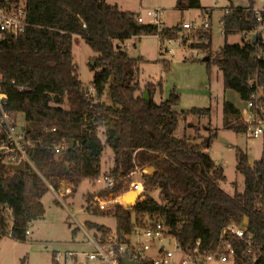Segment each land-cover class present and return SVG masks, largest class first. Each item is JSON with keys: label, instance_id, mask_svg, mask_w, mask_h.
I'll use <instances>...</instances> for the list:
<instances>
[{"label": "trees", "instance_id": "16d2710c", "mask_svg": "<svg viewBox=\"0 0 264 264\" xmlns=\"http://www.w3.org/2000/svg\"><path fill=\"white\" fill-rule=\"evenodd\" d=\"M25 3L31 26L17 39L0 41V92L7 95L8 109L25 115L29 136L39 141L29 149L35 168L27 163L16 172L0 160V238L11 235L19 241L27 239L29 226L46 212L42 198L49 187L45 180L56 187L61 184L53 178L67 180L76 192L84 179H97L107 144L115 152L111 174L118 181L114 191H128L138 169L143 170L146 189L133 208L115 203L106 210L93 211L113 215L119 233L131 231L135 218L158 214L185 248H192L200 240L202 249H210L225 226L243 224L247 218L249 229L262 246L264 262V156L252 164L248 153L238 148L236 168L244 176L245 187L242 192H226L220 186L226 179L224 167L210 154L217 132L212 130L201 142L186 132L182 137L175 135L181 115L186 119L190 115L211 116L212 108L194 107L180 112L176 108L180 96L175 91L157 102L156 85L149 83L142 89L139 82L143 58L130 56L116 44L143 35H159L163 40L172 36L171 29L140 23L137 12L106 0ZM256 4L257 0H249L247 7H230V13L222 18L225 38L259 31L263 21L258 20ZM177 8H201V3L181 0ZM206 9H201L203 14ZM76 35L98 53L95 66H91L94 93L78 76L72 48ZM202 35L208 41L192 45L210 57L203 62L222 71L226 89L248 100L257 87H264V59L257 57L264 44L243 35L242 43L225 42L214 55L211 32ZM144 91L148 92V100ZM223 112L226 128L246 131L244 125L230 122L231 117L240 116L239 107L225 100ZM100 132L106 137L105 143ZM69 139L75 146L55 153L52 146ZM154 155L157 158L152 160ZM148 167L153 172H146ZM150 188L158 189L159 200L148 195ZM86 225L97 232L109 231L90 220Z\"/></svg>", "mask_w": 264, "mask_h": 264}, {"label": "rangeland", "instance_id": "374dc122", "mask_svg": "<svg viewBox=\"0 0 264 264\" xmlns=\"http://www.w3.org/2000/svg\"><path fill=\"white\" fill-rule=\"evenodd\" d=\"M108 1L111 4L117 3L123 10L136 11L144 16L149 9L163 10L160 26L170 28L171 37L166 36L162 40L159 35L134 36L125 41H116V44L122 46L130 56L143 58L139 65V82L142 89L149 83L156 85L154 99L157 102L168 99L175 91L180 96V103L176 107L180 112L194 107L212 108L211 116L190 115L186 119L184 115H181L175 135L182 137L186 132L197 142H201L202 138L208 136L212 130L217 132L210 154L224 167L226 179L221 181L220 186L229 194L242 192L245 179L236 168L237 149H243L248 153L249 160L255 161L264 156V141L251 139L245 132H237L225 127L224 101H230L241 109L246 102L237 91L225 88L222 71L214 64L209 67L203 62L202 60L207 56L205 50L194 47L192 44L206 43L208 40L202 35L205 31L212 34L211 50L214 55L220 52L225 42L242 43L243 33L225 38L222 18L226 8L247 7L249 0H200L201 8L185 10L177 8V3L181 0ZM256 5L260 6L261 3L257 1ZM202 8H208L210 11V28H204L201 25L205 18ZM145 20L151 19L145 17ZM188 20H193L195 28L182 30L178 24ZM184 40L186 43H183ZM72 48L74 61L78 66V76L84 86L90 87L94 76L91 66L98 53L93 51L85 39L79 35L73 37ZM230 122L235 126L243 125L240 116L231 117ZM24 124H26L25 115L21 113L19 125ZM189 125L193 126L189 127ZM100 137L105 143V135L102 133ZM156 158V155L152 156V160ZM114 165L115 152L106 144L101 156L100 175L111 173ZM145 171L150 172L147 168ZM142 173V169L133 173L131 183L142 181ZM59 183L67 184L71 193L65 195L61 202L49 189L42 198L46 209L45 215L32 222L29 226L31 234L27 235V239L19 241L11 235L0 238V264H23V260L26 264H53L54 254L57 251L90 249L87 245L78 243L85 240L86 232L93 235V229L86 225L87 220L103 224L108 230L118 228L117 219L113 215L93 213L100 209L95 204V198L109 195V191L104 190V183L98 182L97 179H84L76 192L67 180L60 179ZM129 190H131V184ZM147 193L159 200L158 189L150 188ZM114 202L112 204H115ZM112 204L110 203L106 208ZM60 263L64 264V258L60 259Z\"/></svg>", "mask_w": 264, "mask_h": 264}, {"label": "built area", "instance_id": "2783aa9c", "mask_svg": "<svg viewBox=\"0 0 264 264\" xmlns=\"http://www.w3.org/2000/svg\"><path fill=\"white\" fill-rule=\"evenodd\" d=\"M261 5L254 8L258 20L263 21L259 31L243 35L253 38L257 35L259 44H264V0H257ZM163 10L149 9L144 16L137 13L136 18L140 23L161 24ZM230 13V7L225 9V15ZM145 17L151 20L146 21ZM211 15L209 9L205 11V18L201 24L204 28H210ZM85 25V24H84ZM182 30L195 28L193 20L183 21L178 24ZM31 26L25 0H0V41L7 38L17 39ZM259 59H264V48L257 52ZM1 78V77H0ZM90 92L94 93L92 86ZM246 105L240 108V119L246 127L245 133L251 139L264 141V87H257L251 98L245 100ZM8 98L0 92V160L13 168L24 162H33L29 156V149L33 148L37 141L31 138L25 124L19 125L21 113L7 108ZM25 127V129H24ZM55 129V128H54ZM55 153L60 154L69 148V142L64 141L52 146ZM53 181L58 182L57 178ZM98 182L104 183V190L109 191L107 197H96L95 204L102 210H106L110 203L121 204L120 197L126 192H115L117 178L111 173L100 175ZM57 198L63 202L65 195L71 193L67 184L56 187L53 182L46 181ZM61 184V183H60ZM131 189L141 192L139 200L143 199L145 186L142 181L131 183ZM138 200V201H139ZM97 201V202H96ZM122 205V204H121ZM31 234L27 230V235ZM90 249H70L64 252L57 251L54 261L58 264L64 258V264H264L261 261L263 249L256 235L249 229L248 222L243 224L231 223L225 226L219 236L218 242L213 248L202 249L200 240L192 248H185L177 237V234L166 223L164 217L158 214H146L135 218L131 231L119 233L118 228L107 232L93 230V235L86 232L84 241H79Z\"/></svg>", "mask_w": 264, "mask_h": 264}, {"label": "water", "instance_id": "95a60500", "mask_svg": "<svg viewBox=\"0 0 264 264\" xmlns=\"http://www.w3.org/2000/svg\"><path fill=\"white\" fill-rule=\"evenodd\" d=\"M253 40H254V42H256L257 35L253 36ZM209 58H210L209 56H206L204 59L205 60H209ZM92 65L95 66V62L94 61L92 62ZM144 95H145V98L148 100L149 99V95H148L147 91H144ZM24 129H25V127H24ZM68 142H69V148L72 149L75 146L74 140L73 139H69ZM24 168H25L24 162H21L20 164L13 166V169L16 172L21 171ZM147 169H149L150 172H153V170H154L152 167H148ZM140 196H141V192L131 189V190H129L128 192H126L125 194H123L120 197V201H121V204L125 208H133L137 204ZM244 222L247 223V218H245ZM125 263L126 264H132L129 261H125Z\"/></svg>", "mask_w": 264, "mask_h": 264}, {"label": "crops", "instance_id": "0c3cea01", "mask_svg": "<svg viewBox=\"0 0 264 264\" xmlns=\"http://www.w3.org/2000/svg\"><path fill=\"white\" fill-rule=\"evenodd\" d=\"M108 3H110L108 0H106ZM111 4V3H110ZM115 4H117V3H115ZM127 11H131V10H127ZM134 12H136V11H134ZM252 164H253V162L254 161H250ZM98 223V222H97ZM75 242V241H74ZM76 244V243H75Z\"/></svg>", "mask_w": 264, "mask_h": 264}]
</instances>
